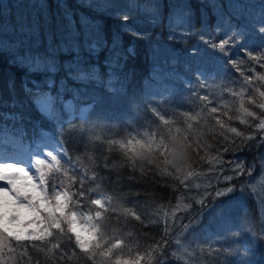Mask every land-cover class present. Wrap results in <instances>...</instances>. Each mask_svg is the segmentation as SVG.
I'll use <instances>...</instances> for the list:
<instances>
[{
    "label": "snow or ice",
    "instance_id": "obj_1",
    "mask_svg": "<svg viewBox=\"0 0 264 264\" xmlns=\"http://www.w3.org/2000/svg\"><path fill=\"white\" fill-rule=\"evenodd\" d=\"M87 6H92L90 0ZM113 7L105 4L98 15H115L122 21V30L137 40L145 39L148 32L129 27L130 23H138L137 18L127 11L111 13ZM157 15L153 13L152 19L156 20ZM44 21L45 25L51 22L47 16ZM184 23L179 17L169 21L170 41L181 42L185 34H194L191 27H182ZM86 25H93L95 34ZM68 28L58 42L46 31L44 41L36 40L30 46L28 38L40 35L39 20L30 22L26 17L21 18L11 30L12 36H18L11 41L15 51L12 63L25 71L21 85L25 100L16 97L13 80L9 82L12 98L4 106L30 107L35 116L30 115L28 120L33 127L39 123L41 130L46 120L54 119L63 133L65 125L76 122L71 114L77 101L87 105L81 109V115L95 110L102 99L96 90L104 83L101 63H97L101 52L108 76L105 91L113 92L115 70L122 69L129 58L136 56L135 47L124 48L119 34L109 37L100 22L87 16L81 18L79 28L75 19H69ZM256 35L254 47H243L235 59H229L235 76L225 80V95L219 103L209 92V83L203 81L189 94L192 107L182 109L179 114L161 111L159 105L145 104L147 138L140 132L129 134L130 138L119 143V152L113 151L117 146L114 139L109 141L107 150L100 146L93 149L85 129H67L71 142L82 155L98 153L91 169L81 171L73 166L61 171L63 166L52 152L44 153L47 159H36L38 167L34 172L31 167L0 163V264H33V253L46 252L50 255L45 264H80L81 261L85 264H219L221 253L216 244L219 237L198 242L195 234L205 214L212 216L221 209L219 220L227 221L225 207L239 205L243 212V201L253 195L264 206V192L256 190V180L264 175V168L254 176L255 169L246 168L244 161L236 156L237 152L264 145V23L258 25ZM42 43L44 50L40 51ZM236 44L237 36L230 34L213 47L228 56L226 49ZM61 57L70 59L61 61ZM61 64L66 76L57 83L55 77ZM162 72L159 65L154 66V77ZM67 92L72 93L71 98L65 95ZM173 105L181 108L176 100ZM196 108L200 111L196 112ZM65 112L69 114L67 118ZM0 122H3L0 145L8 128L12 129L9 135L20 130L27 136L21 112H0ZM234 124L243 125L248 131ZM57 143L60 155L71 159L65 144ZM48 158L50 162L46 163ZM117 168L123 171L117 172ZM137 173L145 180L158 178L151 180L154 184L171 186L175 200L172 208L164 212L149 211L155 205L139 191L135 194L131 191ZM241 177L246 178L241 181ZM125 179L126 184L122 183ZM101 185L106 193H97ZM124 188L129 189L127 197L123 195ZM223 197L230 198L220 199ZM114 200L122 208L114 207ZM141 200L146 206L143 209ZM141 229L162 233L160 240L150 238ZM250 234L254 241L264 238V230L260 237L255 231ZM149 239L152 242L147 247L140 243ZM34 264H41L38 255Z\"/></svg>",
    "mask_w": 264,
    "mask_h": 264
},
{
    "label": "trees",
    "instance_id": "obj_2",
    "mask_svg": "<svg viewBox=\"0 0 264 264\" xmlns=\"http://www.w3.org/2000/svg\"><path fill=\"white\" fill-rule=\"evenodd\" d=\"M90 2L91 7L87 6L89 0H0V112H21L25 117V126L27 127V136L23 135L20 130H16L14 135H8L4 139L12 143L17 139L19 148H24L26 145H32V142L40 136L50 135L56 142L65 144L72 157L61 161L63 166L61 171L70 170L73 166L78 167L81 171L91 169L92 161L98 155L96 152H85L82 155L71 142L67 129L74 131L85 129L86 139L93 149L100 146L107 150L109 141L114 139L117 141V146L113 149L115 152H119V143L130 138L129 134L136 135V132H140L147 138V122L143 111L145 104L159 105L161 111L176 112L177 114L182 109L186 110L192 107L189 94L196 88L192 87L193 85H187L188 83L183 79L191 78L194 72L200 69H203L205 73L217 72L222 88L225 80L235 76L228 63L229 59H235L241 48L255 46V41L258 39L257 27L262 22L264 23V15L261 14L264 11V0H257L255 4L245 3L244 0H90ZM105 4L114 5L110 10L111 13L118 14L127 11L135 16L138 23H130L129 27L136 31L148 32L145 39L137 40L127 31L122 30V21L118 20L115 15L99 16L98 11ZM153 5L161 7L154 8ZM153 13H158L156 20L152 19ZM45 16L51 21L50 24L45 25ZM84 16L100 22L109 37L119 34L124 41V48L129 45L135 47L136 56L129 58L122 69L115 70L117 80L113 82L112 87L115 88L113 92L105 91L108 76L102 64L104 52H101L97 63H101L100 70L104 83L96 90L102 99L95 110L84 112L81 115V109L86 108L87 105L83 101H77L74 112L71 114L76 122L65 125L66 130L63 133H61L60 125L54 119L46 120L42 130L39 123L33 127L28 120L30 115L35 116L30 107L10 109L4 106V102L12 98V94L9 92V82L13 80L15 81L16 97L21 101L25 100L21 87L25 71L12 63L15 51L11 41L17 39L18 36H12L11 30L21 18L26 17L30 22L39 20L40 35L29 37V46L36 40L44 41L46 31L51 32L54 41L58 42L69 31V19H75L76 27L79 28L81 18ZM178 17L185 21L182 27H191L194 34H185V39L181 42L170 41L168 39V24L169 21L174 22ZM223 26H228L247 36L245 41L244 38L238 40L234 48L226 49L230 53L228 56L213 47L220 41V35L216 33V29H223ZM86 27L95 34L93 25H86ZM211 33H215L214 38L210 35ZM39 50H44L43 43ZM121 51L123 52L124 49ZM65 59H70V57H61V61ZM155 65H159L163 72L154 77L153 68ZM65 76L64 66L61 64L55 77L57 83ZM69 84L71 85V81ZM65 95L71 98L72 93L67 92ZM224 95V91L218 93V103L221 102ZM173 100L178 101L181 108L175 107ZM195 111L199 112L200 109L196 108ZM68 115L67 112L64 113L65 118ZM233 126L245 132L248 131L243 125L234 124ZM173 131L175 132V128ZM136 138L139 139L140 136ZM85 156L88 159H84ZM236 156L244 161L246 168L248 166L254 168L253 175L256 176L264 164V145L237 152ZM193 167L196 168V164ZM202 167L206 168L207 165L202 164ZM116 171L123 170L117 168ZM136 175L138 179L131 191L133 194L139 191L142 197L147 198L149 203L155 205V209H149V211L164 212L172 208L175 200L171 186L165 188L162 184L152 183L151 180L158 179L155 177L145 180L139 178V173ZM245 178L241 177L240 180L243 181ZM259 178L262 181L256 180V190L264 192V175ZM113 179L115 180L117 177L113 176ZM122 183H128L127 179ZM116 187L119 189L120 185L118 184ZM97 192L106 193V189L101 185ZM128 193L129 189L124 188L123 195L127 197ZM235 195L238 196L239 193ZM140 205L141 209L146 207L143 200ZM113 206L118 209L122 208L117 200L113 201ZM243 208L242 212L239 205L226 206L224 211L229 217L227 221L219 220L221 209H217L212 216L205 214L202 222L196 226L195 234L198 242L219 237L216 240L221 253L219 264H264V238L254 241L250 234L255 231L257 237H260L261 230H264V223H262L264 206H261L259 200L253 195L243 201ZM152 228L155 229L156 226L153 225ZM141 232L147 233L150 238L156 240H160L162 235V233L157 234L156 231L148 229H141ZM233 232L239 234L233 235ZM151 242V239L147 243L140 241L144 247H147V244ZM245 248L248 249L246 254ZM33 255L34 261L38 255L41 264H45L46 257L50 253H33ZM80 264H85V262L81 261Z\"/></svg>",
    "mask_w": 264,
    "mask_h": 264
},
{
    "label": "rangeland",
    "instance_id": "obj_3",
    "mask_svg": "<svg viewBox=\"0 0 264 264\" xmlns=\"http://www.w3.org/2000/svg\"><path fill=\"white\" fill-rule=\"evenodd\" d=\"M244 2L249 3V4H255L257 3V0H244ZM216 33L220 35V40L227 38L230 34L233 36H237V41L241 39L243 40V38L245 41V38H247L245 34L243 35L242 33H239L235 31L234 29H231L228 26H223V29L221 28L216 29ZM214 34L215 33L210 34L211 36H213L212 38L215 37ZM200 68H203V67H200ZM217 75H218L217 72L205 73L203 69H200V70L195 71L191 78H184L183 81L188 83L187 85H191V86L193 85L192 87H195V88L198 87V84L200 82L203 83V81H207L209 83V92L213 95H217L216 97H217V102H218L219 101L218 93L223 91V87L221 88L222 85L219 82L220 78H219V75L218 76ZM11 130H12L11 128H8L5 131L4 138L8 137ZM34 142H35V145L41 144L43 150L37 149L36 147V149L34 148L35 150L34 152L30 154L27 153L28 150H30L31 146L34 145ZM9 143H10L9 141H3V144L0 145V155H3L1 156L2 158L0 159V163H14L18 167H26V168L31 167L32 172H34L35 168L38 167L35 165L36 159H47V157L44 155V153L46 152H52L53 154L57 155L60 162L63 160L69 159V157H63L60 155L61 149H60L59 144L56 142L55 139H53L48 134H44L43 136H40L39 138H37L36 140L32 142V145H26L24 148L23 147L19 148V143L17 139H15L13 143H10V144ZM12 154H13V157H12ZM48 162H50V158H48V161H46V163ZM262 168H264V164L262 165ZM43 170L45 172L48 171L47 167H44ZM30 174L32 173L30 172ZM257 180L262 181L261 178H258ZM97 193H100V192H97Z\"/></svg>",
    "mask_w": 264,
    "mask_h": 264
},
{
    "label": "bare ground",
    "instance_id": "obj_4",
    "mask_svg": "<svg viewBox=\"0 0 264 264\" xmlns=\"http://www.w3.org/2000/svg\"><path fill=\"white\" fill-rule=\"evenodd\" d=\"M222 40H224V39H222ZM221 41V40H220ZM41 144H38L37 146H40ZM1 156H3V155H0V159L2 158ZM12 157H13V154H12Z\"/></svg>",
    "mask_w": 264,
    "mask_h": 264
}]
</instances>
